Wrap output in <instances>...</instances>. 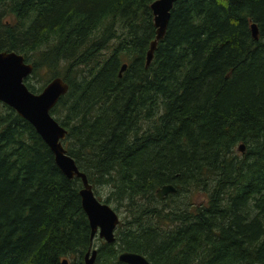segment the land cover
Segmentation results:
<instances>
[{"label":"trees","instance_id":"obj_1","mask_svg":"<svg viewBox=\"0 0 264 264\" xmlns=\"http://www.w3.org/2000/svg\"><path fill=\"white\" fill-rule=\"evenodd\" d=\"M153 1L0 0V51L32 64V92L68 84L63 147L125 211L91 239L81 179L0 101V264H84L90 244L93 264H264V0H175L146 65Z\"/></svg>","mask_w":264,"mask_h":264},{"label":"water","instance_id":"obj_2","mask_svg":"<svg viewBox=\"0 0 264 264\" xmlns=\"http://www.w3.org/2000/svg\"><path fill=\"white\" fill-rule=\"evenodd\" d=\"M174 1L154 0L150 5L156 34L146 53V65L152 58L157 41L164 35ZM251 33L256 39L258 32L255 24H251ZM125 67L126 64H123L120 71ZM32 68L31 63L24 61L23 55L14 51H0V101L34 127L53 153L56 165L67 178L81 179L79 194L91 229V239L96 235L111 243L115 240L114 232L119 223V216L109 204L95 196L86 174L78 169L73 158L66 153L62 140L67 130L50 113L60 96L67 92L68 84L61 77H54L40 92H32L25 84ZM237 149L242 151L243 145L240 144ZM171 192H175V187L171 184H164L156 189L158 198H163ZM96 253L97 248L90 244L84 255V264H93ZM118 260L127 264H150L142 254L130 251L120 252ZM61 263L67 264V260L64 258Z\"/></svg>","mask_w":264,"mask_h":264},{"label":"rangeland","instance_id":"obj_3","mask_svg":"<svg viewBox=\"0 0 264 264\" xmlns=\"http://www.w3.org/2000/svg\"><path fill=\"white\" fill-rule=\"evenodd\" d=\"M237 151H240L237 149ZM101 191V194H102V197L104 198L106 196V191H107V187H103L102 189H100ZM199 199V198H198ZM112 207H115V204H110ZM117 214L119 216V222L123 220L124 218V215H125V211L124 209H120L117 211ZM96 247V246H95Z\"/></svg>","mask_w":264,"mask_h":264}]
</instances>
